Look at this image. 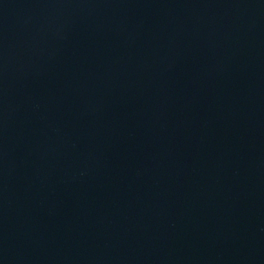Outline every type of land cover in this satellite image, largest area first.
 I'll list each match as a JSON object with an SVG mask.
<instances>
[{"label": "water", "instance_id": "obj_1", "mask_svg": "<svg viewBox=\"0 0 264 264\" xmlns=\"http://www.w3.org/2000/svg\"><path fill=\"white\" fill-rule=\"evenodd\" d=\"M0 264H264V0H0Z\"/></svg>", "mask_w": 264, "mask_h": 264}]
</instances>
